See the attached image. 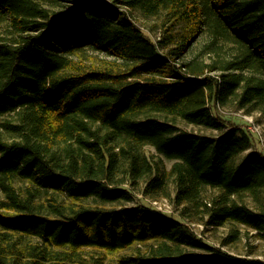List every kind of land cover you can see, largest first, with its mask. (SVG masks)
<instances>
[{
    "label": "trees",
    "instance_id": "trees-1",
    "mask_svg": "<svg viewBox=\"0 0 264 264\" xmlns=\"http://www.w3.org/2000/svg\"><path fill=\"white\" fill-rule=\"evenodd\" d=\"M203 37L219 58L186 60ZM230 103L264 115V0H0V264H264L137 202L172 183L204 226L264 236V152Z\"/></svg>",
    "mask_w": 264,
    "mask_h": 264
},
{
    "label": "rangeland",
    "instance_id": "rangeland-1",
    "mask_svg": "<svg viewBox=\"0 0 264 264\" xmlns=\"http://www.w3.org/2000/svg\"><path fill=\"white\" fill-rule=\"evenodd\" d=\"M105 1L111 2V0ZM131 15L146 33H148L153 39L158 40L162 33V16L144 17L138 11H131ZM208 41L209 40L205 37L201 38L195 44L193 50L187 53L184 58L186 60L197 58L200 62L205 63H210L215 59H218V55L207 48ZM220 53L222 57H229V55L231 54L228 48L224 49V51ZM216 111L225 119L236 124V126L247 128V122L244 119V115L248 113L243 109L238 108L235 103H230L227 106H218ZM15 116V114H12L10 116H4L0 118L1 134L6 136V128L4 127V124H6V122H15ZM257 121L262 125V137L256 135V138L260 140L258 143L259 148L264 151V117L258 118ZM180 126L188 131L207 136H212L219 133L216 130L206 129L204 127L196 126L193 124L181 123ZM144 152L148 156H155L157 154L156 150L151 146L144 147ZM164 163L167 169H170L174 161L164 159ZM167 193V195L157 198L144 197L141 193H139L137 202L141 203L142 201H144L145 203L150 204L156 209L157 206L155 205V203L158 202V204H160L162 207V209H158L159 211L182 219L198 237L204 239V241H206L210 245L223 246V242L225 238L230 234L232 228H237L240 231L239 239L233 243H230L229 245H226V250L236 255H252L264 260V236H259L256 234V232L249 231V229L243 225L233 226L229 224L222 227L208 228L204 226V223L202 221H200L202 217L198 213L197 209L193 208L191 205L177 206L175 204V191L172 183L168 184ZM217 194V190L208 189L205 192V196L208 199H212L213 197L217 196ZM135 202L131 203V205H134ZM127 253L129 254L130 251L125 252V254Z\"/></svg>",
    "mask_w": 264,
    "mask_h": 264
},
{
    "label": "built area",
    "instance_id": "built-area-1",
    "mask_svg": "<svg viewBox=\"0 0 264 264\" xmlns=\"http://www.w3.org/2000/svg\"><path fill=\"white\" fill-rule=\"evenodd\" d=\"M263 117L264 115L260 112L244 115V119L247 122V128L260 137H262V125L258 123L257 119ZM155 205L157 206V209H162L161 205L158 204V202H156Z\"/></svg>",
    "mask_w": 264,
    "mask_h": 264
},
{
    "label": "crops",
    "instance_id": "crops-1",
    "mask_svg": "<svg viewBox=\"0 0 264 264\" xmlns=\"http://www.w3.org/2000/svg\"><path fill=\"white\" fill-rule=\"evenodd\" d=\"M263 151V150H262ZM264 152V151H263Z\"/></svg>",
    "mask_w": 264,
    "mask_h": 264
}]
</instances>
